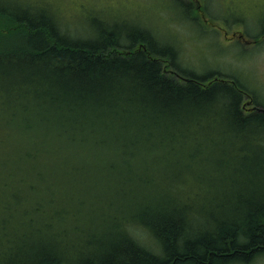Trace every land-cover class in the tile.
I'll return each mask as SVG.
<instances>
[{
  "label": "trees",
  "instance_id": "16d2710c",
  "mask_svg": "<svg viewBox=\"0 0 264 264\" xmlns=\"http://www.w3.org/2000/svg\"><path fill=\"white\" fill-rule=\"evenodd\" d=\"M7 1H0V82L19 89L0 109L18 107L10 131L18 127L15 139L27 149L15 156L10 145L14 164L3 167H27L3 177L9 169L0 170V228L22 232L0 241V264H251L264 256V196L235 199L231 218L215 206L237 182L247 145L264 146L263 102L236 78L182 67L176 46L148 29L104 26L77 40L54 5ZM179 3L209 28L213 20L196 15L204 16L198 1ZM51 161L53 174L41 176ZM22 171L34 181L21 179L6 196ZM261 180L254 186L264 189Z\"/></svg>",
  "mask_w": 264,
  "mask_h": 264
},
{
  "label": "rangeland",
  "instance_id": "374dc122",
  "mask_svg": "<svg viewBox=\"0 0 264 264\" xmlns=\"http://www.w3.org/2000/svg\"><path fill=\"white\" fill-rule=\"evenodd\" d=\"M3 4L9 5L7 0H0ZM186 2V0H180ZM178 0H31L34 2H46L57 9V15L62 20V26L66 33L74 39L92 38L96 31L104 26L108 29H117L125 32L134 28L148 29L157 39L164 44L175 45L179 51L181 66L190 70H195L200 74L210 71H218L228 78H236L240 83L264 103V71L261 70V57L264 56V0H196L195 5L201 4L204 10V16L196 14L199 20L204 24L205 19L213 20L209 23V28L200 27L189 18L184 8ZM195 12H198L195 9ZM199 15V16H198ZM204 21V22H203ZM234 33L244 36L242 40L233 38ZM122 34L121 43L127 45ZM125 40V41H123ZM13 82H0V100L8 91H14L12 95L18 92V87L7 88ZM27 87V86H26ZM29 90L31 86L27 87ZM34 89V88H33ZM35 90V89H34ZM247 91V92H248ZM16 92V93H15ZM28 95L24 97V104H28ZM33 96H31V99ZM250 99L245 97L246 104ZM14 103L7 104L5 109H0V170L6 159L12 161L9 156L20 154L26 150L22 148L18 138L15 139L16 131L11 130V124H19L21 114ZM41 105V104H39ZM34 106L40 111L46 110ZM250 107V106H245ZM26 111V107L21 108V113ZM15 114L14 120L11 118ZM37 114V113H36ZM33 119V118H32ZM49 118L44 121L47 122ZM32 121V120H31ZM50 122V121H48ZM216 127V126H215ZM45 126H42L40 132H44ZM18 133V131H17ZM7 134H9L7 136ZM225 138L224 136H221ZM17 146V150L15 149ZM48 140L43 145L48 146ZM12 145V146H10ZM45 146V147H46ZM239 148L246 146L243 141L238 142ZM249 148L245 152L246 160H238V171L232 184H227L222 190L215 203L218 208V214L221 218H231L238 211L234 201L246 199L252 195L258 194L264 196V189L256 188L254 185L258 181L264 180V170L256 169L255 164L264 159H259L261 155L259 148L264 146L258 142H251L247 145ZM251 149V150H250ZM14 164V161H12ZM232 161L229 164L231 166ZM264 163V161H263ZM8 164L3 168L9 169L7 174L11 175L13 169L27 167V163L16 162L15 165ZM46 169H43L41 176L52 175L54 169H49L54 162H45ZM239 165L243 167L242 180L239 179ZM30 167V163L28 162ZM25 171V170H24ZM20 172L14 176L10 182L6 196H13L10 193L17 182L23 179L24 183L31 184L34 181L33 175ZM6 171H1L5 173ZM228 173L231 174L229 168ZM259 175V180L255 176ZM1 177V176H0ZM15 178V179H14ZM9 194V195H8ZM191 197H194L193 195ZM236 199V200H235ZM1 205V202H0ZM233 216L232 218H234ZM11 228V232L10 229ZM13 230L11 225H4L0 228V241L8 240L22 232ZM4 245L0 246V249ZM251 264H261V257Z\"/></svg>",
  "mask_w": 264,
  "mask_h": 264
},
{
  "label": "snow or ice",
  "instance_id": "6c2138e0",
  "mask_svg": "<svg viewBox=\"0 0 264 264\" xmlns=\"http://www.w3.org/2000/svg\"><path fill=\"white\" fill-rule=\"evenodd\" d=\"M261 70L264 71V56L261 57ZM129 229L134 231L136 229V225L130 224ZM261 264H264V256L261 257Z\"/></svg>",
  "mask_w": 264,
  "mask_h": 264
},
{
  "label": "flooded vegetation",
  "instance_id": "af4514ba",
  "mask_svg": "<svg viewBox=\"0 0 264 264\" xmlns=\"http://www.w3.org/2000/svg\"><path fill=\"white\" fill-rule=\"evenodd\" d=\"M236 37H238L237 39L242 40V41L244 39V36L243 35H240L239 33H234L233 34V38H236ZM243 42H245V41H243Z\"/></svg>",
  "mask_w": 264,
  "mask_h": 264
}]
</instances>
